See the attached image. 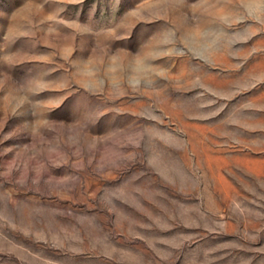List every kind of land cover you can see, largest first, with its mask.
<instances>
[{"label":"rangeland","instance_id":"rangeland-1","mask_svg":"<svg viewBox=\"0 0 264 264\" xmlns=\"http://www.w3.org/2000/svg\"><path fill=\"white\" fill-rule=\"evenodd\" d=\"M0 264H264V0H0Z\"/></svg>","mask_w":264,"mask_h":264}]
</instances>
